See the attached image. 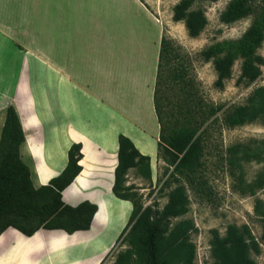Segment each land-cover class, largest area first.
<instances>
[{"label": "rangeland", "instance_id": "1", "mask_svg": "<svg viewBox=\"0 0 264 264\" xmlns=\"http://www.w3.org/2000/svg\"><path fill=\"white\" fill-rule=\"evenodd\" d=\"M57 1L30 0L29 3H26V10L23 7L25 11L23 12V9L21 11L26 15L22 17L21 14H17L10 20L8 0H0V23L7 24V21L16 25L21 23L23 28L21 27V30L15 33L17 40H20L25 33L24 37L29 43L40 42V40L55 41L60 39L56 34L57 23L60 19L59 14L57 15L55 11ZM148 1L152 6L150 11L160 24V37L168 39L171 44L169 56L161 64V78L158 79L157 86L160 90L158 97L161 100L165 131L167 133L172 129L184 126L194 127L196 138L199 139L202 147L201 166L190 176L173 174V166L168 164L164 149L161 146L158 147L159 139L155 143L154 137L149 136L147 139L149 143L145 142L144 145L137 143V148L147 156H152L156 152L150 158L151 179L142 178L135 169H132L127 174V185L135 186V192L141 197L145 206L156 202L160 208L167 202V194L170 190L177 186H183L186 189L189 198V212L180 219H190L195 224L196 230L191 233L190 240L196 248V264H212L209 246L210 231L215 229L221 236H224L228 225L238 227L247 225L249 227L261 247V253L259 255L251 254V258L257 264H264L263 222L260 217L254 214L253 210L257 200L264 202V188L258 190L255 195H242L237 190L239 175L242 173L245 181L250 182L263 169L264 163L255 161L244 163L242 169L232 168L229 165L230 147L239 144L264 143V119L233 128L225 124L228 114L236 107L245 105L255 88L264 86V65L261 68V76L254 83H238L242 62L238 58L233 64L232 78L226 82L223 90H219L214 87L216 73L212 62H205L201 56V52L212 44L240 38L258 12V5L253 6V13L249 16L232 24H224L220 21V15L231 0H194L193 9H202L208 24L198 37L191 38L182 22L172 20V9L180 0ZM21 2L24 4L23 0L14 1L13 9H18ZM67 16L76 20H73L72 23L78 24L81 20L80 16L76 14ZM137 17L139 18L133 17L131 28L127 26V29L122 27L117 29L112 23L109 26L110 29L118 33L116 36L112 35V41L116 42L123 38L133 41L153 40V35L156 29L159 30V26L154 24L155 26L152 28L144 16L139 14ZM125 18L127 19V17ZM136 22L139 27L135 24ZM104 39L106 38H96L95 40L104 41ZM10 45L11 41L0 34V89H13L15 78L18 74L20 75V56L18 52L11 53ZM15 46L14 44L15 49H11L12 51L18 48ZM257 53L264 59V40ZM23 71L24 76L27 77L26 82L37 100L45 98L55 114L57 97L54 79L44 80L40 73L28 74L25 72V68ZM177 72L181 73L184 82H179L175 78ZM77 95L78 98L82 96L81 94ZM81 102H84L83 105L87 103L83 100ZM218 107L220 110H216ZM90 111L87 113L96 121L103 118L93 110ZM40 112L41 118L44 119V111ZM144 121L147 125L150 124L147 112H144ZM53 123L56 128L57 120H53ZM50 125L44 128L48 129ZM154 125L155 120L147 128L152 132ZM45 129L46 137L56 134V132L49 134V130ZM61 141L62 139H52V145H49L54 150L53 155L54 159L56 157L55 161L58 167L63 161L59 151L62 146L60 145ZM98 191L103 192V195L108 196L109 194L108 186L98 188ZM104 204H101L98 217L95 218L96 223L89 232L67 234L57 248L51 244V247L44 253H32L27 259L24 255L25 262L43 260V263L40 264H49V262L51 264H94L105 254L99 264H114L118 253L128 248V245L123 241L124 236L120 238V234L131 211L120 209L119 206H110L109 203ZM104 215L106 220H104ZM25 251V249H18L15 256L22 257ZM31 259L33 260L31 261ZM6 262V260L3 261V263Z\"/></svg>", "mask_w": 264, "mask_h": 264}, {"label": "crops", "instance_id": "2", "mask_svg": "<svg viewBox=\"0 0 264 264\" xmlns=\"http://www.w3.org/2000/svg\"><path fill=\"white\" fill-rule=\"evenodd\" d=\"M14 1L16 0H8L10 20L17 14L22 17L26 15L21 11L26 10V3L30 0H23L24 4L21 2L18 9H13ZM149 4L148 0H58L55 11L60 19L56 34L60 39L55 41L29 43L24 32L22 39L17 40L15 33L23 25L10 21L7 24L0 23V34L11 41L9 50L13 54L18 52L20 56L21 75L18 74L20 78L17 75L19 79L15 78L13 89H0V133L6 110L12 106L24 134L20 156L30 169L34 188L47 185L52 178L58 176L67 165L70 146L74 143L81 144L83 157L79 165L82 170L61 192L62 200L72 207L88 201L98 209L90 229L77 231L72 235L92 229L102 203L119 206L125 211L132 209L128 201L117 199L111 191L117 166L118 136L123 134L128 137L136 147L137 143H149V136L154 137L155 143L159 139L160 128L154 110L153 94L161 33L160 24L150 11L152 6ZM74 14L80 16L78 24L72 23L74 19L67 16ZM139 14L146 18L152 28L159 26V30L154 31V39L133 41L123 38L112 41V35L116 36L118 33L109 26L113 23L117 29H127V26L131 28L133 17L137 19ZM135 24L139 27L137 22ZM96 38L106 39L96 41ZM14 44L18 48L12 51ZM24 68L28 74L40 73L44 80L54 79L57 97L55 114L45 98L37 100L26 82ZM77 94H81V98ZM82 100L87 102L86 105H83ZM41 110L44 111V119L41 118ZM90 110L103 118L96 121L87 113ZM144 112H147L150 124L155 120L152 132L147 128L150 124L147 125L144 121ZM53 120H57L56 128ZM48 125L49 128L45 129ZM44 129L49 130V134H56L46 137ZM52 139H62L59 151L63 161L59 167L56 157L54 159V150L49 147ZM104 186H108V196L98 191V188ZM103 217L104 220L107 219L105 215ZM65 236L67 234L61 230L39 229L27 237L8 228L0 235V261L2 264L43 263V260L27 263L23 257L26 255L27 259L32 253H44L51 244L57 248ZM18 249L26 250L22 257L15 256ZM104 256L105 254L94 264H99ZM5 260L7 262L3 263Z\"/></svg>", "mask_w": 264, "mask_h": 264}, {"label": "trees", "instance_id": "3", "mask_svg": "<svg viewBox=\"0 0 264 264\" xmlns=\"http://www.w3.org/2000/svg\"><path fill=\"white\" fill-rule=\"evenodd\" d=\"M217 1V0H211ZM194 0H180L172 9V20L182 22L191 38L198 37L208 24L202 9H193ZM258 12L242 36L236 40L210 45L201 52L205 62H212L216 79L214 87L223 90L232 78L234 62L242 60L238 83H254L262 74L264 59L257 53L264 40V0H231L220 15L224 24L235 23ZM170 41H160L159 64L156 76L153 104L160 127L158 147L164 149L165 157L173 174L190 176L201 166L202 147L194 127L184 126L165 131L162 121L160 80L162 62L170 53ZM175 78L184 82L180 72ZM216 110H220L218 107ZM264 119V86L255 88L245 105L236 107L225 118V124L238 127ZM24 134L15 109L9 106L0 133V235L8 228L30 237L39 229L61 230L68 235L87 231L97 206L88 201L72 207L62 200L61 192L81 172V144L74 143L67 153V165L47 185L34 188L29 167L22 161L20 147ZM229 165L242 169L244 163H264V143L234 145L229 148ZM135 169L137 174L150 180L152 171L150 157L143 155L134 143L123 134L118 136L117 166L114 170L113 195L132 205L128 221L120 234L128 248L116 256L114 264H196L195 245L190 240L196 230L190 219H180L189 212V198L183 186H177L167 194V202L159 207L156 202L144 205L135 192L134 185H127V174ZM237 190L242 195H255L264 188V167L254 179L246 182L243 174L238 177ZM254 214L263 222L264 202L257 200ZM209 241L212 264H257L251 254L259 255L261 247L247 225H228L224 236L211 230Z\"/></svg>", "mask_w": 264, "mask_h": 264}, {"label": "bare ground", "instance_id": "4", "mask_svg": "<svg viewBox=\"0 0 264 264\" xmlns=\"http://www.w3.org/2000/svg\"><path fill=\"white\" fill-rule=\"evenodd\" d=\"M58 169V168H57ZM15 237V236H14ZM14 237H13V239H14ZM2 242V241H1ZM60 256V255H59Z\"/></svg>", "mask_w": 264, "mask_h": 264}]
</instances>
